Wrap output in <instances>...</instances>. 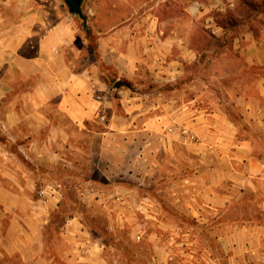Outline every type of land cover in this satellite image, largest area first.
I'll return each instance as SVG.
<instances>
[{
  "label": "crops",
  "instance_id": "obj_1",
  "mask_svg": "<svg viewBox=\"0 0 264 264\" xmlns=\"http://www.w3.org/2000/svg\"><path fill=\"white\" fill-rule=\"evenodd\" d=\"M140 1L85 0L84 30L62 0H0V238L28 207L37 264H108L192 215L226 264H264V23L229 20L242 0H196L189 27Z\"/></svg>",
  "mask_w": 264,
  "mask_h": 264
},
{
  "label": "rangeland",
  "instance_id": "obj_2",
  "mask_svg": "<svg viewBox=\"0 0 264 264\" xmlns=\"http://www.w3.org/2000/svg\"><path fill=\"white\" fill-rule=\"evenodd\" d=\"M195 1L196 0H141L140 2L142 3L141 11L144 12L146 7L155 6L157 14L164 22L175 24L177 18L180 17L182 23L189 27L193 25L194 22L183 9H187ZM197 1L203 2L205 0ZM112 2L120 3L124 2V0H112ZM131 2L133 3V0H131ZM63 3L65 4L64 1ZM90 4L92 7L94 0H91ZM65 7L67 8L66 4ZM127 8V13L130 14L133 12L132 7L127 5ZM234 16H241L243 19L251 16V18H253L252 20L256 22L254 24L255 30L259 32L258 30L261 28V22L264 23V0H242V4L236 10ZM227 17L230 16L227 15ZM77 20L82 27L83 22L79 19ZM89 39L92 45L96 44V38L93 33H89ZM204 40L207 39L201 37V42H204ZM246 132L248 135L253 136L250 130L247 129ZM247 200L251 203V207L254 208L256 202L250 196ZM63 210H65V208H63ZM221 220H224V218L222 217ZM33 221L32 210L28 207H24V209L18 210L15 214H11L8 223L5 225V228H7L5 237L3 240L0 238V264H37V261H39L38 253L41 249V240L38 238L40 235V226H37ZM55 221L56 226L61 222L60 219H56ZM95 225L97 226V224ZM98 226L102 228L105 227L103 224ZM144 227L147 226L145 225ZM205 227L196 222L192 215H187L180 225L177 223L170 225L169 234H167L169 239L166 235L157 238L155 241V243L159 245L158 247L161 248L156 256L151 255V250H149V245L152 243L151 241L141 240L140 242H136L127 237V235L129 236L127 233L125 234L126 239L120 241V244L116 242L119 249L116 248L114 250L115 252H113L115 242L108 241L110 243V249L108 256H106L107 263L114 264L113 260H116L118 262H116L117 264H153L154 257L155 261L159 264H208L209 257L208 255H203L201 249L206 246L208 247L210 243L213 249H218L216 257L218 264H226V257L221 252L223 242L218 241L217 244H215L213 240L210 242L209 240L205 241L201 239L200 233L208 230V227ZM147 230L150 231L152 229L149 228ZM154 230H157V228ZM159 231L163 232L165 230L158 228V232ZM225 231L226 224L220 223L219 220V235L225 233ZM47 237L48 238L45 239L47 246L44 247L45 249H42V256L43 258H47V260H51L56 256L57 251L61 250L60 243L63 240H60L54 232ZM62 251H65V249ZM166 252L170 254L167 255ZM55 261L65 264V256L63 255V258L57 256Z\"/></svg>",
  "mask_w": 264,
  "mask_h": 264
},
{
  "label": "water",
  "instance_id": "obj_3",
  "mask_svg": "<svg viewBox=\"0 0 264 264\" xmlns=\"http://www.w3.org/2000/svg\"><path fill=\"white\" fill-rule=\"evenodd\" d=\"M69 10V13L75 17L76 19H79L83 22L84 30H87L88 23H87V17L85 16L83 12V3L85 0H63ZM121 86H127L129 87V84L125 82H118L115 86V88H120Z\"/></svg>",
  "mask_w": 264,
  "mask_h": 264
},
{
  "label": "trees",
  "instance_id": "obj_4",
  "mask_svg": "<svg viewBox=\"0 0 264 264\" xmlns=\"http://www.w3.org/2000/svg\"><path fill=\"white\" fill-rule=\"evenodd\" d=\"M231 18L229 19L232 23H238L239 22V18H238V16H232V14H231V16H230ZM251 18V16H248L246 19H250ZM54 224H55V226H54ZM60 226H61V222H60V224L59 225H57L56 226V221H54V223H53V230L54 231H58L59 230V228H60Z\"/></svg>",
  "mask_w": 264,
  "mask_h": 264
},
{
  "label": "built area",
  "instance_id": "obj_5",
  "mask_svg": "<svg viewBox=\"0 0 264 264\" xmlns=\"http://www.w3.org/2000/svg\"><path fill=\"white\" fill-rule=\"evenodd\" d=\"M99 99H100V98H99ZM99 121H100L101 123H105V122H106V118H105V116H104V115H100V116H99ZM182 134H183L184 136H186V137H189L191 140H194V139H195L194 137H192L191 135H189V132H188L187 130L182 131Z\"/></svg>",
  "mask_w": 264,
  "mask_h": 264
}]
</instances>
